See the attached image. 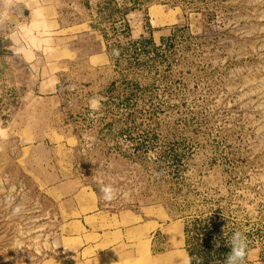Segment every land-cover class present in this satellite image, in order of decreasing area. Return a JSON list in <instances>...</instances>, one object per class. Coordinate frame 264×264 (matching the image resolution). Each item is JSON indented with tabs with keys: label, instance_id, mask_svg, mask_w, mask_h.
I'll use <instances>...</instances> for the list:
<instances>
[{
	"label": "rangeland",
	"instance_id": "1",
	"mask_svg": "<svg viewBox=\"0 0 264 264\" xmlns=\"http://www.w3.org/2000/svg\"><path fill=\"white\" fill-rule=\"evenodd\" d=\"M49 1L70 22L93 21L108 57L91 72L70 66L60 83L71 185L104 209L164 208L212 264L242 231L245 264H264V0ZM19 96L2 86L0 111ZM0 169V264H69L62 246L76 230L55 229L67 216L45 194L61 184L35 183L11 160ZM99 181L117 198L103 201Z\"/></svg>",
	"mask_w": 264,
	"mask_h": 264
},
{
	"label": "crops",
	"instance_id": "2",
	"mask_svg": "<svg viewBox=\"0 0 264 264\" xmlns=\"http://www.w3.org/2000/svg\"><path fill=\"white\" fill-rule=\"evenodd\" d=\"M22 2L47 7L55 28L56 53L33 71L21 60L9 58L0 43V69L5 73L0 75V90L8 85L20 91L15 104L0 111V129L7 130L6 138L0 139V168L3 161L11 160L35 183L61 184L45 194L58 207L57 217L67 216L55 229L76 230L70 244L62 246L69 264H189L184 225L172 222L164 208L104 209L96 194L71 185L78 182L68 157L75 148L58 142L63 134L57 126L60 83L70 66L91 72L106 65L108 57L93 21L70 22L49 0ZM91 38L95 50L83 46Z\"/></svg>",
	"mask_w": 264,
	"mask_h": 264
},
{
	"label": "clouds",
	"instance_id": "3",
	"mask_svg": "<svg viewBox=\"0 0 264 264\" xmlns=\"http://www.w3.org/2000/svg\"><path fill=\"white\" fill-rule=\"evenodd\" d=\"M0 26L3 28L0 43L10 54L9 58L21 60L33 71L39 69L44 58L55 55V28L45 5L22 0H0ZM113 54L118 56V50H114ZM6 136L7 130L0 129V139ZM99 183L103 201L111 202L117 198L118 189L112 183ZM12 192L10 190L7 198L9 203L15 201ZM22 211L20 205L11 208L13 216L21 214ZM225 241L229 248L225 264H245L248 242L244 232L233 231L230 237H225ZM193 259L195 258L189 257V264Z\"/></svg>",
	"mask_w": 264,
	"mask_h": 264
},
{
	"label": "trees",
	"instance_id": "4",
	"mask_svg": "<svg viewBox=\"0 0 264 264\" xmlns=\"http://www.w3.org/2000/svg\"><path fill=\"white\" fill-rule=\"evenodd\" d=\"M186 234H187V232H186ZM186 245H187V250H188L189 256L195 258V259H193L191 261L192 264H212L211 262L214 259V254H212V252H205V255H206L205 256V259L204 260H198L197 259V255L195 253V250H192L190 248V243H189L188 238L186 239ZM226 252H227L226 250H223L221 252V256H224Z\"/></svg>",
	"mask_w": 264,
	"mask_h": 264
}]
</instances>
